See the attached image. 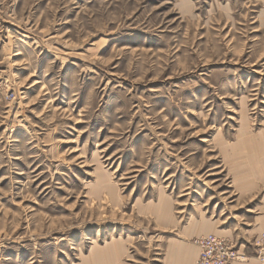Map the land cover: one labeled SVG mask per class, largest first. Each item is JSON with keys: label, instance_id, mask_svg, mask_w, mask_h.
Wrapping results in <instances>:
<instances>
[{"label": "rangeland", "instance_id": "1", "mask_svg": "<svg viewBox=\"0 0 264 264\" xmlns=\"http://www.w3.org/2000/svg\"><path fill=\"white\" fill-rule=\"evenodd\" d=\"M242 129L264 0H0V264H201L207 233L259 260Z\"/></svg>", "mask_w": 264, "mask_h": 264}, {"label": "built area", "instance_id": "2", "mask_svg": "<svg viewBox=\"0 0 264 264\" xmlns=\"http://www.w3.org/2000/svg\"><path fill=\"white\" fill-rule=\"evenodd\" d=\"M193 243L199 249V261L201 264H236L242 260L241 248H237L234 242L223 235L208 233L196 236ZM258 258L264 264V230L256 238Z\"/></svg>", "mask_w": 264, "mask_h": 264}, {"label": "bare ground", "instance_id": "3", "mask_svg": "<svg viewBox=\"0 0 264 264\" xmlns=\"http://www.w3.org/2000/svg\"><path fill=\"white\" fill-rule=\"evenodd\" d=\"M242 123H243V125H245L246 120H243ZM239 137H240L239 141L242 140V144H241L242 150L244 149L243 150L244 152H241L239 154L240 155L239 156L240 162H236L238 160V156L236 158H234L236 161L235 160L234 161L229 160L234 165L233 166L234 173H235L234 174L235 175L234 180H235L236 184L241 186V187H246L249 184H251L253 182V180L261 179L264 181V171L261 170V168H264L262 165V164H264V161H262V160H264V149L262 146V143L264 142V132L261 133V137H260V138H262V141H258V138L256 137V135L249 133V131H246L243 129L240 132ZM237 148L241 149V148H239V146ZM247 152H248V154H247ZM110 246H111V244H110ZM114 247H115V245H114ZM120 247H122V246H120ZM115 252H116V249H115ZM198 252H199V249H198ZM110 253H111V251H110ZM199 255H200V252H199ZM259 262H260V260H259ZM260 264H262V263L260 262Z\"/></svg>", "mask_w": 264, "mask_h": 264}, {"label": "crops", "instance_id": "4", "mask_svg": "<svg viewBox=\"0 0 264 264\" xmlns=\"http://www.w3.org/2000/svg\"><path fill=\"white\" fill-rule=\"evenodd\" d=\"M260 138V137H259ZM262 139V138H261ZM262 146H263V149H264V142L262 143ZM262 161H264V160H262ZM165 208L166 209H168L169 208V206H165ZM213 228V226H211V229ZM226 233H228V232H226ZM180 248H182V247H180ZM183 249V248H182ZM188 250H191V253H192V257H191V259H192V261L194 260V262L196 261V257H197V250L196 249H194V248H190V247H188ZM183 252H185V251H183ZM180 255H181V257L183 256V254H181L180 253ZM198 255H199V252H198ZM199 257V256H198ZM180 258V257H179ZM193 262V263H194ZM238 264H260V262H259V260L257 259V258H251L249 261H247V262H242V263H238Z\"/></svg>", "mask_w": 264, "mask_h": 264}]
</instances>
